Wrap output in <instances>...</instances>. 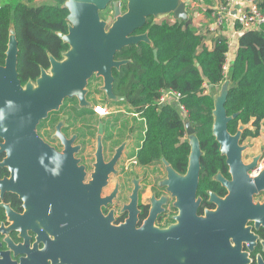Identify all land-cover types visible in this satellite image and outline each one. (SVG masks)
Instances as JSON below:
<instances>
[{"label": "flooded vegetation", "instance_id": "flooded-vegetation-1", "mask_svg": "<svg viewBox=\"0 0 264 264\" xmlns=\"http://www.w3.org/2000/svg\"><path fill=\"white\" fill-rule=\"evenodd\" d=\"M62 53L55 59L61 60ZM48 64L47 68L40 65L41 72L50 68L49 57ZM40 75L26 83L35 82ZM104 84L103 77L94 75L87 87L86 102L93 108L97 103L107 105L110 108L107 117L97 116L90 107H81L78 97H73L65 99L58 112L40 121L36 133L42 144L58 157L50 159L40 149L42 158H34L29 179L23 173L14 175L7 162L5 140L0 137V259L8 256L20 263L32 252L35 259L40 253L48 264L78 262L80 243L71 233L68 214L79 215L99 205L104 217L111 215L114 226L136 219L137 229L149 221L166 229L188 219L193 210L198 217L218 213L217 223L231 235L233 244H241L250 264H264V189L253 194L252 202L257 209L252 217L247 215L245 197L248 183L254 184L264 171V121L256 137L246 136L247 130L255 131L252 122L249 125L235 122L240 113L228 123L232 137L245 126L238 141V148H243L241 155L235 153L234 163H230L213 132V140L206 142L212 149L204 148L189 121L186 106L184 110L178 103L159 106L179 110L185 133L171 136L167 146L172 149L167 155L161 153L157 161L143 164L139 156L147 142V120L115 89V96L124 99L109 102ZM213 93L211 89L203 94ZM112 108L117 110L112 112ZM188 122L203 153L197 185L191 177L192 171L189 174L194 135L187 131ZM101 125L103 150L99 157ZM123 145L121 157L111 164ZM49 159L50 164L46 163ZM255 160L257 167L249 170ZM24 191L29 199L22 194Z\"/></svg>", "mask_w": 264, "mask_h": 264}, {"label": "water", "instance_id": "water-1", "mask_svg": "<svg viewBox=\"0 0 264 264\" xmlns=\"http://www.w3.org/2000/svg\"><path fill=\"white\" fill-rule=\"evenodd\" d=\"M237 1V0H235ZM114 13L107 19L101 12L110 5ZM63 9L69 11L66 18L68 33H57L69 49L57 60L48 53L50 68L42 69L40 77L25 85L19 78V41L14 21L10 24L9 42L5 65H0V137L5 140L8 165L14 175L23 173L29 179L34 158L41 159L40 149L51 159L58 155L44 146L36 128L49 114L58 112L65 99L78 97L81 107H90L86 102L89 81L95 75L104 78L108 101L119 99L114 94V69L120 70L130 60L117 61L116 55L129 46L149 45L158 61V50L149 37V31L136 34L153 17L173 15L176 20H189L188 6L183 0H126V11L121 3L113 0H64ZM240 6L236 7L239 10ZM233 86V76L229 74L220 88L212 86L214 102L212 132L221 145V150L234 163V155L239 157L243 148H238L241 131L230 136L228 123L239 113L228 117L226 102ZM93 106L90 107L92 109ZM193 153L191 156V177L198 183L200 171V143L195 130L187 123ZM103 126L98 137V156L102 157ZM43 145V146H42ZM125 145L117 150L111 164L121 157ZM50 159L46 163L50 164ZM257 167V160L248 167ZM194 185V186H196ZM264 189V171L255 178L254 184L245 189L248 199V216L257 209L252 202L253 194ZM29 199L28 193H22ZM86 205V204H85ZM215 214L198 217L194 210L188 219L180 224L160 229L149 221L142 229L136 228L133 219L121 226L113 225V218L104 217L99 205L93 210H83L78 215L68 214L67 222L79 239L80 256L74 264H250L248 254L243 253L241 244L232 243L228 235L216 221ZM20 263L8 256L0 259V264H48L40 253L38 259L32 252Z\"/></svg>", "mask_w": 264, "mask_h": 264}, {"label": "trees", "instance_id": "trees-1", "mask_svg": "<svg viewBox=\"0 0 264 264\" xmlns=\"http://www.w3.org/2000/svg\"><path fill=\"white\" fill-rule=\"evenodd\" d=\"M226 1L221 0L222 3ZM262 1L260 6L264 8ZM54 2L31 6L4 0L0 6V65H5L10 24L14 21L20 49L18 72L23 85L29 78L40 75V65L49 66L48 53L59 58L68 49L57 33H67L69 11L61 8L64 0ZM121 6L125 12L126 0ZM113 13L111 4L101 16L107 19ZM152 20L153 17L136 34L149 31L159 60H155L149 45L141 43L117 53L116 59L131 62L113 71L115 91L126 97V103L147 120V142L139 156L143 164L157 161L161 153L167 155L172 149L167 146L171 136L185 133V124L177 108H159L157 102L163 89H173L182 95L181 103L188 110L189 121L200 135L204 148L212 149L206 142L213 140L214 102L211 95L203 94L204 84L220 88L227 79L223 67L229 52V39L223 32L218 34L214 47L209 49L205 36L188 22L176 20L173 24H159ZM229 74L233 76V86L226 102L227 113L229 116L240 113L236 123L241 121L249 125L252 122L255 131L247 130L246 136L256 137L264 121V25L239 36Z\"/></svg>", "mask_w": 264, "mask_h": 264}, {"label": "built area", "instance_id": "built-area-1", "mask_svg": "<svg viewBox=\"0 0 264 264\" xmlns=\"http://www.w3.org/2000/svg\"><path fill=\"white\" fill-rule=\"evenodd\" d=\"M187 6L190 9L198 7V3L193 0L186 1ZM259 0H227L222 3L220 7L213 13V25L210 26L212 32L218 36L223 29L228 26V21L232 23L236 29L235 36L242 33L258 30L264 25V8L260 6ZM240 6L239 10H236L237 6ZM239 26L240 28L238 29ZM224 33V32H223ZM229 39V38H228ZM235 39H229V52L226 57V61L223 67V73L225 77H228L230 67L234 61V56L237 53ZM205 90H211L212 86L207 83L204 84ZM182 95L173 89H163L160 92V98L157 102L159 106L178 103L184 110V105L181 103ZM94 114L101 118H105L110 114V108L103 103H97L96 107L92 108Z\"/></svg>", "mask_w": 264, "mask_h": 264}, {"label": "rangeland", "instance_id": "rangeland-1", "mask_svg": "<svg viewBox=\"0 0 264 264\" xmlns=\"http://www.w3.org/2000/svg\"><path fill=\"white\" fill-rule=\"evenodd\" d=\"M0 6H2L4 0H0ZM12 2H23L27 3L31 6H40L43 4H53L54 0H11ZM118 2L124 3L125 0H117ZM188 1V0H183ZM198 2V8L190 9L188 7L189 20L187 21L190 26L197 28L200 34L204 35L206 38L205 44L209 48H213L215 44V33L211 31L210 26L213 25L215 19H213V13L217 10L218 7L222 6L221 0H196ZM228 23V19H226ZM176 19L173 15L159 16L157 18H153L152 22H156L159 24L162 23H175ZM228 27V26H227ZM225 27L223 31L227 29ZM117 108H112V112H115ZM264 138V133H263ZM262 141V140H261Z\"/></svg>", "mask_w": 264, "mask_h": 264}, {"label": "crops", "instance_id": "crops-1", "mask_svg": "<svg viewBox=\"0 0 264 264\" xmlns=\"http://www.w3.org/2000/svg\"><path fill=\"white\" fill-rule=\"evenodd\" d=\"M260 1V3H262L263 1L262 0H259ZM198 8V7H197ZM192 10V9H191ZM236 29L237 28H235V26L232 24V23H230V21L228 22V27H227V29H226V31L224 30L223 32H224V35L227 37V38H232V39H235L234 41H235V43H236V48L235 49H237V46H238V38H239V35H236L235 36V32H236ZM217 37V35H215L214 36V38H216ZM215 45V44H214ZM208 47V46H207ZM214 47V46H213ZM209 48V47H208ZM209 49H212V48H209ZM235 56H236V54H235ZM235 56H234V59H235Z\"/></svg>", "mask_w": 264, "mask_h": 264}]
</instances>
